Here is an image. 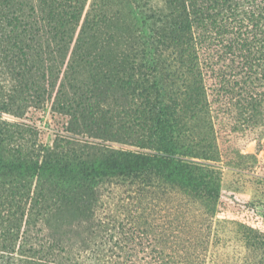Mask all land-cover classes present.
Wrapping results in <instances>:
<instances>
[{
    "label": "trees",
    "instance_id": "obj_1",
    "mask_svg": "<svg viewBox=\"0 0 264 264\" xmlns=\"http://www.w3.org/2000/svg\"><path fill=\"white\" fill-rule=\"evenodd\" d=\"M122 91L140 99L143 147L154 154L110 149L108 164L96 167L83 152L36 154L26 125L10 119L23 117L31 99L81 115L92 110L88 94ZM216 115L225 120L220 132L230 117L246 125V141L264 130V0H0V264H79L57 232L38 226L71 199L59 189L66 176L93 183L153 171L211 215L220 205L233 210L215 167L227 158ZM210 237L200 245L193 237L180 261L131 263L206 264ZM254 243L264 264L263 237Z\"/></svg>",
    "mask_w": 264,
    "mask_h": 264
},
{
    "label": "rangeland",
    "instance_id": "obj_2",
    "mask_svg": "<svg viewBox=\"0 0 264 264\" xmlns=\"http://www.w3.org/2000/svg\"><path fill=\"white\" fill-rule=\"evenodd\" d=\"M87 96L89 114L62 113L53 109V99L41 106L31 99L23 117L10 119L26 125L25 144L36 154L46 148L69 155L83 152L97 160L95 167L108 164L110 149L154 154L143 147L137 119L139 98L126 91L104 99L98 93ZM215 120L221 153L232 157L220 159L215 167L220 172L222 198L235 204L233 210L220 205L211 215L200 201L193 203L185 191L159 181L153 171L147 172L150 177L146 179L113 175L93 183L74 181L71 175L59 188L71 199L63 201L49 219L39 221L42 233L57 232L68 256L79 264L180 261L189 257L186 250H192L193 237L199 238L200 245L207 235L211 237L203 259L206 264H258L261 252L254 253L253 246L254 236L264 239V130H258L256 136L250 134L253 140L246 141L241 137L246 125L236 118H229V127L223 132L218 127L225 120L220 115ZM55 183L45 181L43 187L50 189ZM30 186L33 195L36 180ZM196 252L203 258V248Z\"/></svg>",
    "mask_w": 264,
    "mask_h": 264
}]
</instances>
